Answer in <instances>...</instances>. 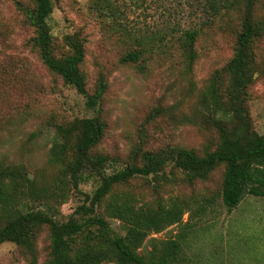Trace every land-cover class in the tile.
Listing matches in <instances>:
<instances>
[{"label":"trees","instance_id":"trees-1","mask_svg":"<svg viewBox=\"0 0 264 264\" xmlns=\"http://www.w3.org/2000/svg\"><path fill=\"white\" fill-rule=\"evenodd\" d=\"M88 2L101 23L100 38L113 39L117 62L138 72L151 66L167 76L181 75L184 87L179 100L147 109L121 161L99 149L108 125L103 104L109 81L100 68L89 85L83 68L88 35L81 27L54 35L49 18L56 5L65 10L64 0H15L14 11L30 31L27 45L49 77L6 87L3 81L0 104L17 109L8 129L18 133L30 103L25 98L32 94L47 100L49 108L35 102L34 107L37 118L54 128L55 140L38 168L30 165L32 134L20 140L22 152L29 153L27 162L7 155L0 159V244H15L25 264H178L186 232L165 239L152 233L174 224L188 227L185 213L196 217L218 198L230 212L247 194L264 197V132L255 128L250 113L254 86L264 82V0H216L209 22L170 34L167 40L111 27L102 0ZM8 24L0 29V39ZM1 47L0 63L6 65ZM201 55L215 65L198 85L193 73ZM0 78L5 79V67ZM68 86L84 97L91 116L70 118L53 106L48 94ZM183 129L204 141L182 144ZM120 162L119 168L106 170V165ZM219 168L215 191L207 189ZM89 181L92 188L81 189ZM197 186L202 194L178 193L164 200L165 192ZM71 190L83 197L61 220L56 206L68 200ZM35 203L42 207H31ZM111 218L119 221V230L111 226ZM44 230L49 243L39 263L37 243Z\"/></svg>","mask_w":264,"mask_h":264},{"label":"rangeland","instance_id":"rangeland-1","mask_svg":"<svg viewBox=\"0 0 264 264\" xmlns=\"http://www.w3.org/2000/svg\"><path fill=\"white\" fill-rule=\"evenodd\" d=\"M215 1L102 0V5L109 26L121 25L142 36L164 37L167 40L170 34L178 35L182 29L209 22L210 7ZM14 2L15 0H0V29L9 23L8 33L5 34V38L0 39L1 48L7 59L6 65L0 63V73L5 67V79L0 78V84L5 81L6 87L17 81L19 83L29 81L31 83L39 79L47 81L49 73L27 45L30 31L16 15ZM88 3V0H64L65 10L62 11L56 5L50 15L49 23L52 32L58 37L77 27H81L88 35L83 68L87 73L89 85H92L95 72L100 68H104L108 73L109 81L103 104V114L108 125L99 149L110 152L111 155L116 154L121 161H124L128 140L135 132L136 125L144 118L147 109L153 105L167 107V101L175 100L176 97L179 100L185 83L181 75L167 76V72H160L157 67L150 66L144 72H138L130 65L117 62L115 49L110 44L113 39L105 41L100 38L101 23L97 22L98 17L91 12L92 9L87 8ZM214 28L216 30L215 25L212 28L213 32ZM214 65V59L208 60L206 56L201 55L193 73L198 85ZM254 95L256 96L250 102V113L255 128L263 133L264 82L254 86ZM8 97L10 96H5V101H13ZM48 98L54 107L66 110L63 112L67 117L92 114L91 109L85 106L84 97L71 86L63 88L61 92L48 94ZM25 99L30 100V103L24 109L25 122L18 133L8 129L17 109L5 105V102L0 104V159L7 155L10 159L27 162L29 153L28 150L22 152L20 140H26L29 134H32L30 165L38 168L39 162L44 159L47 147L55 140L54 128L42 123L36 116L38 109L34 107V102L48 107L47 100L39 96L33 97L32 94ZM217 116L225 118L228 114L217 113ZM190 131L182 130L179 136L182 144L190 146L204 141V138ZM121 164L120 162L106 165V170L109 172L113 167L119 168ZM221 174L219 168L212 175L207 189L215 191L221 180ZM90 181L80 184L81 189L89 191L92 188ZM193 192L196 195L202 194L203 189L201 186L193 189L182 187L181 192L179 189L165 192L164 200L167 201L169 195L194 194ZM82 197L81 194L71 190L68 200L56 206V216L61 220L66 219L73 208L81 202ZM33 206L42 207V204H31V207ZM183 222H190V225L184 227L181 224H174L162 232L151 234L165 239L177 235L182 230L186 232L182 257L178 264H264V197L247 194L230 212H227L218 198L207 206L204 213L200 212L196 217L190 218L189 213H185ZM110 224L116 231L119 230L120 223L117 219L111 218ZM48 243V235L44 230L40 233L37 243L39 263L44 258ZM0 264H25V262L15 244L4 242L0 244Z\"/></svg>","mask_w":264,"mask_h":264}]
</instances>
